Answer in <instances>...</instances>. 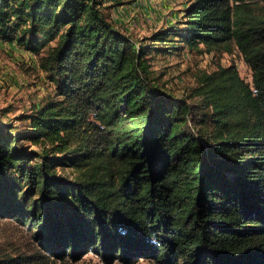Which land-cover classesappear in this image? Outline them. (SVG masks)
I'll list each match as a JSON object with an SVG mask.
<instances>
[{"label":"trees","instance_id":"obj_1","mask_svg":"<svg viewBox=\"0 0 264 264\" xmlns=\"http://www.w3.org/2000/svg\"><path fill=\"white\" fill-rule=\"evenodd\" d=\"M0 39L37 55L54 94L0 119V216L45 264L93 251L107 264H264V3L188 0L177 23L134 37L101 0H0ZM231 51L187 97L153 59ZM191 98V100L189 99ZM70 170V174L68 170Z\"/></svg>","mask_w":264,"mask_h":264},{"label":"rangeland","instance_id":"obj_2","mask_svg":"<svg viewBox=\"0 0 264 264\" xmlns=\"http://www.w3.org/2000/svg\"><path fill=\"white\" fill-rule=\"evenodd\" d=\"M188 0H101L106 15L134 37L149 35L157 28L177 23ZM264 3V0H260ZM219 64L236 65L241 77L250 80L251 70L236 48L231 51L184 49L169 57L157 55L152 69L156 81L167 92L187 98L201 70H212ZM54 94L52 82L37 66V55L25 50L14 41L0 39V119L11 122L16 130L22 128L21 113L32 104L42 103ZM188 99V98H187ZM191 100V98H189ZM192 101V100H191ZM68 173L70 174V170ZM0 252L13 255L41 254L28 228L10 217L0 216ZM116 262L111 264H124ZM45 264H107L93 251L80 254L76 259H47ZM129 264H158L152 259L138 258Z\"/></svg>","mask_w":264,"mask_h":264}]
</instances>
